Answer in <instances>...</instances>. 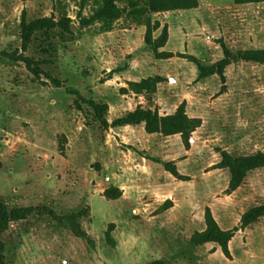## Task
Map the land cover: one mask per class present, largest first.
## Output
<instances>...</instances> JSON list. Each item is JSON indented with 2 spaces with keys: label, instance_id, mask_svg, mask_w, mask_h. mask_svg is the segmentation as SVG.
<instances>
[{
  "label": "rangeland",
  "instance_id": "1",
  "mask_svg": "<svg viewBox=\"0 0 264 264\" xmlns=\"http://www.w3.org/2000/svg\"><path fill=\"white\" fill-rule=\"evenodd\" d=\"M26 1L0 0V199L9 208L46 206L60 216L85 209L80 222L93 241L76 236L65 220L33 213L3 233L5 264H146L160 258L166 264H202V250L191 246L189 238L205 223L207 205L218 222L233 227L248 208L264 203V167L251 170L231 193L226 192L229 170L214 168L221 159L218 148L234 154L264 151V64L232 67L223 93L221 79L210 81L202 105L206 123L193 132L190 148L183 143L179 150L182 138L172 137L160 153L150 155L143 145L132 144L125 127H104L82 98L108 103L109 122L124 114L118 107V85L104 84L107 68L114 65V52L106 51L111 36L100 34V23L79 29L81 16H87L84 0ZM86 3L89 15L96 2ZM230 4L222 12L241 18L230 32L224 23L225 36L214 40L222 38L233 50L264 48V2ZM24 10L28 20L51 15L72 19L73 33L52 29L33 36L24 54L42 62L45 74L40 78L22 60L7 55L21 53ZM240 33H247L248 41ZM120 58L123 67L131 56L121 51ZM194 68L184 58L159 69L188 80L186 88L194 83ZM153 102L159 106L154 97ZM146 155H176L178 170L191 179L165 173L162 163ZM133 165L140 168L138 175H129ZM112 185L122 190L120 198L104 196ZM151 189L153 195H148ZM166 199L174 207L157 212ZM110 223L114 227L107 238ZM238 231L230 259L264 264V216Z\"/></svg>",
  "mask_w": 264,
  "mask_h": 264
},
{
  "label": "trees",
  "instance_id": "2",
  "mask_svg": "<svg viewBox=\"0 0 264 264\" xmlns=\"http://www.w3.org/2000/svg\"><path fill=\"white\" fill-rule=\"evenodd\" d=\"M86 0H84L83 5ZM96 5L93 7L91 14L81 16V27H88L95 23H100V31H108L113 28L114 23L125 18L134 23L146 26V33L144 36L145 44L154 56L158 59L170 58L178 56L185 58L198 67L199 75L197 79L218 74L222 85L219 93L226 91L227 77L225 74L226 67L237 61H249L254 63L264 64V48H251L233 50L226 42L220 38L218 42L223 49V57L214 63L206 64L202 62L196 55L187 52H170L160 50L165 46L168 40V26L165 24L162 27L161 33L158 36L154 32L160 27L161 23L153 19V13L174 10L186 9L198 6V0H95ZM264 0H231L232 4H247V3H263ZM72 19L69 16H62L57 19L54 15L41 16L32 20H28L25 10L22 12L20 28H21V53L16 55L18 50L14 53H7L13 60H22L27 68L38 78L45 74L41 67L42 62L36 61L33 57L27 56L24 53L28 50L33 36L37 32H46L52 29H60L61 34L73 33ZM127 65L118 67L109 72L108 77L117 71H122ZM48 76V74H47ZM49 77V76H48ZM58 85L60 82L53 79ZM166 80L160 75L148 76L142 78L140 81H128V87H122V93L133 91L137 94H144L149 105L144 107L138 105L134 110L128 111L123 115L115 118L112 122L106 117V112L109 105L106 102H98L94 99L84 98L95 112L96 118L100 123L106 127H118L124 125H139L144 123L145 130L148 133H159L164 136L180 134L186 149L190 148L191 137L193 132L201 126L202 119L200 117L190 116L187 112V102L182 101L173 113L162 115L159 107L154 104L153 97L157 91L159 82ZM77 93V92H76ZM221 159L214 165V168H226L229 170L230 179L227 193H231L239 188L248 173L251 170L264 167V151L258 150L251 154H234L226 149L218 148ZM144 155L142 152H139ZM147 158L152 159L157 163H162L164 169L174 175L180 180H189L190 176L182 174L173 160L164 161L161 158L146 155ZM108 199H118L122 196V190L118 186H109L103 192ZM173 201L166 199L157 209V212H163L172 207ZM33 213L49 214L54 218L65 220L72 232L81 238L87 239L89 242L93 240L88 235V232L83 228L80 219L86 215L87 210L83 209L78 212H72L66 215H57L56 212L46 206H21L9 208L6 203L0 199V264H5V242L2 235L8 230L13 221H20L27 219ZM264 216V203L254 205L248 208L241 216L240 223L230 229H224L218 223L216 217L210 206H206L204 210L205 228L203 230H196L189 238V244L197 247L207 242H214L218 244L226 257L231 258L229 243L240 229H245L250 224L258 221ZM114 223H110L106 230L107 238H111V232ZM146 264H166L162 258L149 261Z\"/></svg>",
  "mask_w": 264,
  "mask_h": 264
},
{
  "label": "crops",
  "instance_id": "3",
  "mask_svg": "<svg viewBox=\"0 0 264 264\" xmlns=\"http://www.w3.org/2000/svg\"><path fill=\"white\" fill-rule=\"evenodd\" d=\"M27 0L26 2H28ZM91 1V0H86ZM85 2L84 5V14L88 15V7ZM231 0H198V6L186 9H174L166 10L153 13V19L160 21V27L154 32L155 36H158L161 33L162 27L167 24L168 26V40L165 46L161 47L160 50L170 51V52H189L196 55L202 62L206 64H211L222 58L223 49L219 43H217L214 38L225 36L226 29L230 32L234 21L241 18V14L231 12L230 10H223L230 6ZM250 4V3H248ZM235 5V4H233ZM242 5V4H239ZM92 10L90 11V13ZM250 17L249 14H244ZM224 23L227 24L226 29L224 28ZM249 30V29H248ZM146 33V26L142 24L134 23L128 19L121 18L117 20L113 28L108 31H101L102 35L111 36V45L106 48V51L111 53L114 52V56H111L110 62L113 65L111 68H107V71H111L119 67L121 58V51L126 52L130 59L127 60L126 68L122 71L115 72L111 78L106 79L104 84L115 83L118 85V94H119V108L125 112L134 110L138 105L144 107L147 106V99L144 94H137L133 91L127 93H122V87H128V81H140L142 78L154 75H160L166 78V80L161 81L157 85V91L155 93L154 99L155 102L159 105V111L162 115L173 113L178 105L182 101L187 102V112L190 116L200 117L202 119V124L198 127V130L205 126L206 115H204L202 105L207 98L208 94V83L210 81L220 80L218 74H213L202 79H197L199 75L198 67L195 65V74L191 80L193 85L187 86L184 88V83H188V80L182 81L180 78L173 76L170 72L160 70V66L166 64H171L176 62L177 59H184L178 56H173L170 58H161L158 59L154 56L152 51L148 49L145 44L144 36ZM251 32H249V35ZM243 37L245 41L247 39V33L238 34ZM232 37V36H230ZM226 39V38H225ZM234 41V40H233ZM257 41H255L256 43ZM258 48L257 46H250L247 49ZM216 54V57H214ZM116 56H119L118 58ZM249 61H237L229 64L226 67V77L227 80L230 79V69L235 65L240 63H248ZM115 67V68H114ZM119 81V82H118ZM216 103L215 101L213 102ZM174 104V108L169 112L167 109H171V105ZM123 105V106H122ZM112 107V105H110ZM118 108V109H119ZM118 127H125L127 131H131L129 137L132 139V144L138 142L140 145H143L144 148L150 153L162 150L166 147L168 142L172 141V137H180V134L167 135L164 136L159 133H148L145 130L144 123L139 125H124ZM138 129V136L136 137L135 130ZM197 131V130H196ZM194 131V132H196ZM196 141V140H195ZM179 150L183 148L182 139L179 143ZM157 155V154H156ZM160 156V155H157ZM142 160L146 161L147 158L141 156ZM161 159L164 161L177 160V156H161ZM138 160V159H137ZM138 166L134 165L132 170L129 171V175H138L136 170ZM140 167V166H139ZM131 168V167H130ZM165 173L172 175L167 170H164ZM145 178V177H144ZM152 180V176L150 175ZM124 189V186H120ZM237 190V189H236ZM128 192V190H127ZM152 189L150 194H152ZM158 200V199H157ZM160 201V200H158ZM163 203L159 202V205ZM210 206V205H208ZM157 206L156 208H158ZM174 206L170 207L171 210ZM211 207V206H210ZM212 209V207H211ZM167 211V210H166ZM213 211V209H212ZM244 213V212H243ZM218 221V220H217ZM220 226L224 229L233 228L231 226H224L218 222ZM205 228V223L202 224L197 230H203ZM238 232H242L240 229ZM238 236V233L234 235L232 240L229 243L230 251L233 256V251L231 248V243L235 237ZM201 248L202 258L199 260L202 264H235L234 260L225 256L222 251V248L214 243L207 242L203 245L197 246Z\"/></svg>",
  "mask_w": 264,
  "mask_h": 264
},
{
  "label": "water",
  "instance_id": "4",
  "mask_svg": "<svg viewBox=\"0 0 264 264\" xmlns=\"http://www.w3.org/2000/svg\"><path fill=\"white\" fill-rule=\"evenodd\" d=\"M192 140V139H191Z\"/></svg>",
  "mask_w": 264,
  "mask_h": 264
}]
</instances>
